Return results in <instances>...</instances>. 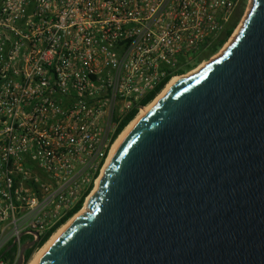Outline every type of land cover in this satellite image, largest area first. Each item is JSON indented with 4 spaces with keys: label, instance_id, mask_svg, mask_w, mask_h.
Returning <instances> with one entry per match:
<instances>
[{
    "label": "built area",
    "instance_id": "obj_1",
    "mask_svg": "<svg viewBox=\"0 0 264 264\" xmlns=\"http://www.w3.org/2000/svg\"><path fill=\"white\" fill-rule=\"evenodd\" d=\"M244 3L0 0V264L82 210L123 130L231 41L210 54Z\"/></svg>",
    "mask_w": 264,
    "mask_h": 264
},
{
    "label": "water",
    "instance_id": "obj_2",
    "mask_svg": "<svg viewBox=\"0 0 264 264\" xmlns=\"http://www.w3.org/2000/svg\"><path fill=\"white\" fill-rule=\"evenodd\" d=\"M86 207L37 264H264V0L118 142Z\"/></svg>",
    "mask_w": 264,
    "mask_h": 264
},
{
    "label": "bare ground",
    "instance_id": "obj_3",
    "mask_svg": "<svg viewBox=\"0 0 264 264\" xmlns=\"http://www.w3.org/2000/svg\"><path fill=\"white\" fill-rule=\"evenodd\" d=\"M251 9V8H250ZM250 11H248L249 13ZM247 13V14H248ZM247 17V15H246ZM243 26L240 25V28L238 30H236L235 34L232 37V40L225 45V47L222 49L223 51L220 53L219 56L212 58V61H214L215 59H217L218 57H220L222 55V53L225 51V49L233 42V40L235 39L236 35L238 34V32L241 30ZM211 62V61H210ZM208 62V63H210ZM208 63L205 64H201L199 65L197 68H195L194 70H192L191 72H189L187 75L183 76V77H188L190 75H194L196 73H198L199 71H201ZM182 77H174L172 78L168 84L166 85V87L162 90V92L146 107L142 108L139 112V114L137 115V117L123 130V132L120 134V136L118 137V139L116 140V142L114 143L110 155L108 157V160L106 163H108V161L110 160V157L112 155V153L114 152L118 142H120L132 129L133 127L138 123V121L155 105L157 104L163 97H165L167 95V93L173 88L175 87V85H177V83L180 81ZM107 165V164H106ZM103 173V171H102ZM102 177V174L101 176ZM100 179V178H99ZM98 183L99 180L96 183V186L94 187V191L91 192V194L87 197L86 202L88 201V199L95 194V192L98 189ZM86 202L84 204V207L82 208V210L80 212H78V214L72 218L66 225H64L63 227H61L47 242L46 244L41 247V250L38 251L36 254L33 255L32 259L30 260L29 264H37L38 261L41 259V257L44 255V253L48 250V248L60 237V235L67 230L79 217L84 216L88 213V208L86 207Z\"/></svg>",
    "mask_w": 264,
    "mask_h": 264
},
{
    "label": "trees",
    "instance_id": "obj_4",
    "mask_svg": "<svg viewBox=\"0 0 264 264\" xmlns=\"http://www.w3.org/2000/svg\"><path fill=\"white\" fill-rule=\"evenodd\" d=\"M237 21H238V20L236 19L234 22H232V23L226 28V30H225V32L223 33V35H222V37L220 38V40H219V41H216V42L213 44V46H212V48H211V50H210V54H213V53L217 52V51L222 47V45L226 42V40H227V39L230 37V35L232 34V32H233V30H234V28H235V26H236V24H237ZM163 84H164V83H163ZM163 84L160 85V86L156 89V91H154L153 93L147 95L144 99H142V100L140 101V104H141L142 106H146L147 104H149V103H150V102L156 97V95L160 92V90H161ZM135 115H136V111H133V112H131V113H130V114L124 119V121L122 122V124L118 127L115 136L118 135L120 132H122V130H123L128 124H129V122L132 121V120L134 119ZM81 206H82V203H80V204L74 209L73 212H78V211L80 210ZM50 234H51V233H48L47 235H45L44 237H42V238L40 239L39 244L35 247V249L30 250L29 252H26V253H25V263H27V262L30 260L31 255L33 254V252H34L36 249H38V248H40V247H42V246L44 245V243L48 240Z\"/></svg>",
    "mask_w": 264,
    "mask_h": 264
},
{
    "label": "rangeland",
    "instance_id": "obj_5",
    "mask_svg": "<svg viewBox=\"0 0 264 264\" xmlns=\"http://www.w3.org/2000/svg\"><path fill=\"white\" fill-rule=\"evenodd\" d=\"M252 7V0H245V3L243 4V6L242 7H240L239 8V10H238V12H237V14H236V16L234 17V19L232 20V22H234L236 19L238 20L237 21V24H236V26H235V30L233 31V35L235 34V32H236V30H238L239 28H240V25H242V23H244V20L246 19V15H248L247 13H248V11H250L251 8ZM233 37V36H232ZM232 40V39H231ZM223 47H225V46H223ZM222 47V48H223ZM222 48L220 49V51L218 52V53H215L216 55H215V57H217V56H219L220 55V53L223 51L222 50ZM208 53V52H207ZM214 54V53H213ZM214 58V57H213ZM210 61H212V58L211 59H208V60H206V62H204L203 64H205V63H208V62H210ZM107 164V163H106ZM94 191V190H93ZM92 191V192H93ZM43 247V246H42ZM41 250V247L40 248H38L36 251H35V253L34 254H36L38 251H40ZM33 254V255H34ZM33 257V256H32ZM32 257H31V259H32ZM30 259V260H31ZM30 262V261H29ZM29 262H28V264H29Z\"/></svg>",
    "mask_w": 264,
    "mask_h": 264
},
{
    "label": "flooded vegetation",
    "instance_id": "obj_6",
    "mask_svg": "<svg viewBox=\"0 0 264 264\" xmlns=\"http://www.w3.org/2000/svg\"><path fill=\"white\" fill-rule=\"evenodd\" d=\"M33 239H34V237H32V236H30V235H26V236L21 237L20 240H21L22 242H24V243H30V242L33 241ZM39 242H40V241L35 242L33 248L27 250L26 252H29L30 250L35 249V247L39 244ZM26 252H25V253H26Z\"/></svg>",
    "mask_w": 264,
    "mask_h": 264
}]
</instances>
